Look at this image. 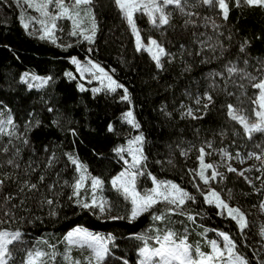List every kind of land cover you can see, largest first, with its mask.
Instances as JSON below:
<instances>
[{"label":"trees","instance_id":"obj_1","mask_svg":"<svg viewBox=\"0 0 264 264\" xmlns=\"http://www.w3.org/2000/svg\"><path fill=\"white\" fill-rule=\"evenodd\" d=\"M226 2L227 20L218 6L203 5L199 0H188L186 11L196 13L192 17L169 6L172 16L166 26H153L146 15L135 13L141 38L155 37L167 53L161 57L162 67L157 68L148 51L136 50L134 35L114 0H93L96 33L91 43L71 35L55 43L41 40L21 22V13L30 10L23 0H0V105L12 114V131L0 132V180L4 181L0 230L21 234L9 245L8 264H23L27 253L37 248L47 254L45 264H89L86 255L90 249L69 250L64 240L75 226L113 237L104 264H138L144 240L136 237L151 240L156 235L154 225L161 233L172 228L178 239L186 236L190 243L199 237L196 229L220 230L248 264H258L254 254L258 235L252 222L241 230L232 218L219 215L215 204L205 202L194 172L201 148L236 141L254 143L264 136L253 133L249 138L228 115L230 104L244 116L256 107L252 100L258 89L252 84L264 76V8ZM188 19L194 23L186 25ZM73 57L99 62L124 88L93 93L87 86L81 91L78 79L66 75L75 72ZM233 65L241 71L229 75L227 67ZM29 67L51 79L46 85L29 87L21 78ZM124 89L129 100L122 99ZM205 95L213 98L209 107L202 106L195 115L198 119L188 116L186 108ZM130 107L139 124L133 130L123 119ZM132 132L143 136L146 157L137 187L149 188L152 174L176 182L193 200L171 213L167 209L174 206L158 203L130 219V201L110 184V178L124 167L123 154L115 149ZM69 156L82 161L89 176L103 181V192L111 199L115 217L121 219L81 206L84 202L73 195L77 169ZM221 174L219 189L228 192L238 206L257 200L242 175L227 169ZM25 181L36 184V189L24 187L21 191ZM161 212L165 218L154 220ZM189 215L195 228L189 225Z\"/></svg>","mask_w":264,"mask_h":264},{"label":"snow or ice","instance_id":"obj_2","mask_svg":"<svg viewBox=\"0 0 264 264\" xmlns=\"http://www.w3.org/2000/svg\"><path fill=\"white\" fill-rule=\"evenodd\" d=\"M19 2V0H18ZM117 8L122 13L123 17L126 19L127 24L129 25L133 35L136 38V50L148 51L152 59L156 62V67L161 68V57L167 55L165 49L154 39H149L148 46L146 47L141 42L140 32L136 26L134 20L135 13H143L149 19V22L156 27L166 26L170 24L172 13L166 11L169 6H173L176 9H179L181 14L188 17L196 15V13L191 11H186V6L188 5V0H114ZM199 3L209 6H218L223 19L227 20L229 15V5L226 0H199ZM243 3L249 7H259L264 8V0H236V6L239 7ZM23 4L27 5L28 8L34 9L40 14L44 19L39 20V23L42 25V35L40 39H49L55 43L56 37L55 32L59 28L58 21L68 20L71 22V31L70 35L76 36L78 33L82 35L85 40H88L90 43L93 41L96 33V21L92 12L93 0H23ZM195 7V5H192ZM83 12V15L81 14ZM85 18L90 19L91 23V34H85L88 29L83 27ZM23 22V21H22ZM194 23L193 20L188 19L185 21V24ZM24 27L27 28L28 25L24 24ZM213 27H216L215 22H213ZM244 50V47H241V51ZM71 63L77 66V70L81 71L83 74L84 71H89L92 73L93 78L99 79L103 84L104 80H107V84L104 87L110 91L115 92L117 88L122 87L115 80H113L108 74L101 68L98 64L88 61L91 68H82L80 62L73 58ZM245 63L247 61L245 60ZM92 69H95V72H92ZM238 71L234 65L227 67V72L229 75H232ZM96 73L100 75L97 76ZM67 76L74 79L71 73H66ZM249 80L256 81V77L252 76L250 73L244 74ZM27 77V73L25 74ZM23 79V78H22ZM33 80L40 82L37 86L46 85L51 77L42 78L38 76H32ZM32 87V85H29ZM81 91H84L82 85H78ZM252 87L258 89V94L255 99L252 100V103L256 106L253 108V113L255 120H250L248 117L240 114L238 110L234 109L230 104L228 105V115L230 118L238 122L244 130V133L251 138L253 133H264V79H260L258 82H254ZM93 93L100 92V88L92 89ZM124 96L122 99L129 100L127 89H124ZM203 99L208 101L207 104H204V109H207L212 103V96L205 95ZM196 103L199 105L201 99L198 98ZM52 111V109H49ZM188 116L193 119H198L193 114V110L189 108L186 113ZM124 118L129 124L134 128H139V124L135 122V118L131 111L124 114ZM7 123L12 125L11 118L8 119ZM3 124V121H0V125ZM109 131H112V126L109 125ZM5 130L0 127V132ZM11 135V133H7ZM75 135V133L73 132ZM27 143V141H25ZM143 136H136L134 139L128 141V147H118L115 149L116 153L119 155L123 152H128L132 158L131 164L128 168L121 172L118 176L114 177L111 181L114 188L118 191H121L125 199L130 200L132 209L130 213V219L134 220L137 216L153 208L154 205L158 203H165L172 205L174 207L168 208L169 213L174 212L177 208H182L188 200H193L194 198L189 195L186 191L180 188L177 184L171 181H157L155 177H152V182L154 187L150 190H147L143 193L137 191L136 188V178L138 175H141L140 172H134L133 169H137L142 161L146 159L143 156L142 145ZM210 146V145H209ZM3 151L7 152L8 149L4 148ZM200 156L198 157L200 161V171L198 175L204 184H208L210 180H216L217 177L223 179V175L216 170V166L213 164L205 163L204 149L201 148ZM227 156V153H225ZM239 156V154H237ZM71 162L76 165L78 171H86L83 165H81L77 159L69 156ZM231 157H229L230 159ZM249 158H254L260 161L261 166L264 167V152L260 155L256 153H250ZM243 162V161H241ZM8 164H13L12 160L7 161ZM128 164V161H125ZM51 164V161H50ZM211 169V175H206L207 170ZM227 170L229 172H236L237 169L228 166ZM248 171V169H245ZM239 175H243V172H240ZM8 178V177H6ZM86 179L85 175L81 174L80 178L76 181L74 187V195H79L80 189L83 187V182ZM43 180V177H41ZM4 181L0 180V187L3 186ZM91 184L93 192L99 188H102L103 181L99 178L92 177ZM24 187L29 190L36 189V184H29L27 181L24 182V186L21 188V191L24 190ZM8 199H11L9 197ZM205 202L208 204L215 203L217 208L226 209L228 216L236 221L239 228L243 230L247 227V221L243 212L238 208L230 207L223 199H221L220 194L215 190H209L207 194H204ZM79 203V201H77ZM48 204H52L53 201L48 200ZM107 201L101 199L97 201L95 195L93 196L92 203H83L81 206L83 208H99L101 213H104L106 210L110 211V208H106ZM261 209L264 210V202L261 203ZM55 214V213H53ZM122 217H113V219H121ZM164 214L154 215V220L164 219ZM190 220L193 219L192 216L188 217ZM19 232L10 233L7 231H0V264H8V261L11 259V252L9 250V245L13 244L14 241H17L20 238ZM219 235L223 238L224 244L223 247L219 246L215 240L210 241L211 251L208 253L202 252L200 247L197 246L192 251V246L189 245L185 239L176 241L175 233L168 231L163 236H156L155 241L159 245L158 247H151L147 243V240L143 236H137V239L144 240V246L139 249L138 255L140 257L139 264H248L247 260L242 256L238 255L235 251L236 245L233 243L232 239L225 233L221 232ZM261 235L264 236V229L261 230ZM113 237L109 236L105 239L103 236L95 235L91 232H88L85 229L77 228L73 231H70L65 237L64 240L67 244L71 246H77L80 248L87 247L91 250V257L89 258V264H104L106 256L109 255V242ZM70 250V249H69ZM47 255L42 251H29L27 257L23 264H45L44 257ZM54 255V253H53ZM66 259H69L66 257ZM70 264H80L79 261L71 262ZM124 264H128L127 261H124Z\"/></svg>","mask_w":264,"mask_h":264},{"label":"rangeland","instance_id":"obj_3","mask_svg":"<svg viewBox=\"0 0 264 264\" xmlns=\"http://www.w3.org/2000/svg\"><path fill=\"white\" fill-rule=\"evenodd\" d=\"M166 11H168V10L166 9ZM81 14L83 15V12ZM20 19H21V22L23 21L22 22L23 25L24 24L28 25L27 29L30 32L37 34L39 36L43 34L42 33V25L39 23V20L44 19V17H41L40 14L38 12H36L34 9L30 8V10L28 12L23 11L20 15ZM58 25H59V28L55 32L56 40H58V39L64 40V39L68 38V36H70L69 33H70L71 27H72L71 22L68 20H62V21H58ZM83 27L85 29H88V31L85 34L90 35L91 34V23H90L89 18H85ZM76 38L78 40L84 39L82 35H79V33L76 35ZM149 39L156 40L155 37L150 36L146 40H143L141 38V42L147 47ZM134 40H135V44H136L135 36H134ZM73 58H75L76 60H78L80 62V65L82 66V68H91V65H89L88 61H92V63L98 64L101 68L104 69V71L108 74V76H110L113 80H115L118 84H120L105 67H103L99 62L95 61L94 59H92L90 57H86V58H82V59L78 58V57H73ZM92 72H95V69H92ZM26 73H27V77H25ZM66 73H71L72 76L76 77L78 79V85H82L83 88L89 86L91 89H94V88L106 89L104 87V85L107 84V80H104V82L102 84L99 79L93 78V75L91 72L84 71L82 74L81 71L77 70L76 65H75V72L67 71ZM96 75L99 76L100 74L96 73ZM32 76L47 78L46 76L37 73L34 69H32L30 67L26 68L21 74V78H23L22 80L26 81L28 83V85L40 87V86H37L40 84V82L37 80H33ZM261 79H264V76ZM120 85H122V84H120ZM122 88H124L123 85H122ZM198 98H200V97H197L195 99V103L193 105H190L189 107L186 108V112L189 108H191L193 110L194 115H197L202 111V106L207 103V100L200 98L201 103L198 105L196 103V100ZM202 99H203V101H202ZM129 111L132 112L131 107L125 113H127ZM132 114H133V112H132ZM133 117H134V115H133ZM246 117H248L250 120H255V116H254L253 112L249 116H246ZM9 118H11V120H12L11 112L6 111L5 107L3 105H0V121H3V124L0 125V127H2L5 130L4 132H11L12 131V125H9L7 123ZM123 119L127 122V120L124 118V115H123ZM131 127H132V130L135 129L132 125H131ZM140 135L141 134L138 132H132L131 135L129 136V138L127 139V141L125 143H123L122 145H120L119 147L127 148L128 147V141L132 140L136 136H140ZM141 147H142V145H141ZM204 152H205V156H204L205 163L213 164L214 166H216V170L219 173H222L223 169H227L229 165H231V167L237 169L236 173L239 174L240 172H243L242 176L244 177V179L246 181H248V183L252 186V190L256 193L257 200L254 203L246 204L242 207L238 206L233 201V199H232L233 197L228 192L222 191L221 189H219L218 183H219L220 177H217L216 180H210L208 184L203 183V181L200 179V177L198 175V172L200 171V161L198 159V164H197V167L194 169V172H195V176L200 179V182H198V184H199L198 189L200 190L201 194L204 197V194H207L209 192V190H215L216 192H218L220 194L221 199H223L230 207L238 208L241 210V212L244 213L246 221L248 222L250 220L252 222V226L254 227V229L258 235L257 243H256V246L254 248V254H255L257 263L258 264H264V236L261 235V230L264 229V210L261 209V203L264 202V167L261 166L260 161L254 159V158H251V159L249 158L250 153H256L257 155H260L262 152H264V136L261 135V137L254 143H246V142H242V141H236L230 145H226V146L224 145L221 147L208 146L207 150H204ZM225 153H227V156L225 155ZM122 154H123V160H124V167L118 173H116L114 176H112L110 178V184L111 185H112V183H111L112 179L114 177L118 176L121 172L125 171L128 168L129 164H131V162H132V158L128 154V152L125 151ZM237 154H239V156H237ZM199 156H200V154H199ZM229 157H231V158L229 159ZM77 160L86 169L85 164L82 161H80L79 159H77ZM125 161H128V164H126ZM241 161H243V162H241ZM144 162H145V160L142 161V164L137 169H133L132 171H134V172L138 171L140 173H143L144 172ZM76 169H77V167H76ZM245 169H248V171H245ZM211 172H212L211 169L207 170L206 175L210 176ZM81 174L85 175L86 179L83 182V187L79 191V195L78 196L75 195V197L78 198L79 200H82L84 203L91 204L93 196L95 195L97 201H99L101 199L107 201L106 208L111 209L110 211L106 210L104 213H101L99 211V208H96L97 211L99 212V214L109 216V217H115L116 213H114V211H113L114 206L111 203L110 197H108L107 195L104 194L103 186H102V188L97 189L95 191V193L93 192L92 184H91V178L96 177V176H89L87 169H86V171H83V170L78 171L77 170L76 179L74 181L73 186L75 185L76 181L80 178ZM139 176L140 175H138L136 178L137 191L143 193V192L150 190L151 188L154 187L153 182H152V177H155V176H153L152 174H149V176L151 178L152 185L149 188H144V189L138 188L137 187V180H138ZM96 178H98V177H96ZM155 178L157 181H164V180H161L157 177H155ZM171 182H173V181H171ZM173 183L177 184L176 182H173ZM118 192L122 193L121 191H118ZM73 195H74V187H73ZM213 204H215V203H213ZM131 209H132V205L130 202L129 215L131 213ZM217 210H218L219 215L228 216L226 209L217 208ZM161 214H162V212L159 213L158 215H161ZM191 220L189 219V221H190L189 225L191 227L195 228L193 221L191 222ZM237 226H238V224H237ZM77 228L85 229L88 232H91L95 235L103 236L105 239H107L109 237V235H107V234H104V233L98 232V231H92V230H89V229L82 227V226H75L70 231H73L74 229H77ZM238 228H239V226H238ZM153 229L156 230V233H155L156 235L151 237L150 238L151 240H147V243L151 247H158L159 246L155 241L156 236H158V235L163 236V234H165L168 231H171L174 233V230L172 228L167 229L163 233L158 232V230H159L158 225H154ZM0 231H5V230H0ZM7 232L14 233V232H18V231H7ZM196 232H197L199 237L193 243H190L186 239V236H182V238H179V239L176 236L174 238L176 239L177 242H179V240H181V239H185L186 242L192 246L193 254H194V250L197 246L200 247V250L202 252H205V253L210 252L211 247H210L209 242L213 241V240H215L219 246L223 247L224 241H223V238L219 235V233H221L222 231L217 230V229H213V230H207V229L206 230H197L196 229ZM144 243H145V241H144ZM144 243L141 245V247L144 246ZM68 247H69V249H71L72 247H77V246H71L70 247L68 245ZM35 251H42L45 253V251L41 248H37V249L33 250L32 252H35ZM235 251L238 255L242 256L236 249H235ZM91 255H92V253L90 250V252L87 253V255H86L88 260L91 257ZM139 260H140V257L138 259V264H139ZM93 264H95V262H93Z\"/></svg>","mask_w":264,"mask_h":264}]
</instances>
